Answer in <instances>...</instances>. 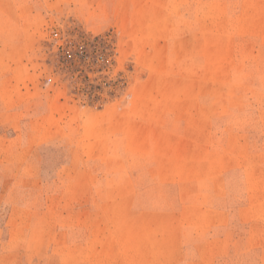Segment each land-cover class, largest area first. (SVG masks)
I'll list each match as a JSON object with an SVG mask.
<instances>
[{
    "label": "rangeland",
    "instance_id": "1",
    "mask_svg": "<svg viewBox=\"0 0 264 264\" xmlns=\"http://www.w3.org/2000/svg\"><path fill=\"white\" fill-rule=\"evenodd\" d=\"M140 157L180 177L173 215L136 213ZM262 160L264 0H0V264H159L170 219L199 264L206 196L260 191ZM227 213L221 240L254 226Z\"/></svg>",
    "mask_w": 264,
    "mask_h": 264
},
{
    "label": "crops",
    "instance_id": "2",
    "mask_svg": "<svg viewBox=\"0 0 264 264\" xmlns=\"http://www.w3.org/2000/svg\"><path fill=\"white\" fill-rule=\"evenodd\" d=\"M167 159V158H166ZM171 160V159H170ZM133 173L131 176V182L133 183V198L134 199H160L154 204L141 205V201H138L135 205L138 209L136 213L142 214V208L151 212L150 210H156L158 214L173 215V199L174 193H180L182 196V190L184 188L182 182H180V177L173 176L168 173L166 168L164 173L160 171L158 174H154L155 168L158 171L159 165L157 160L149 158L140 157L135 160ZM263 161V160H262ZM166 166L172 167V162L166 164ZM237 165H231L229 170L236 169ZM261 183L262 189L260 191L251 192L249 190L238 192L232 190L230 192V202L225 204V201L219 196V192L216 189H212L206 196L209 201L207 206L212 209L210 213L213 215V234L210 239H196L193 240L198 248V251L194 254H189L187 261H195L199 264L201 263H217L220 261H226L227 264H264V214L261 218H252L250 215L256 213V211H262L264 213V207L258 208L252 199H260L262 206H264V161L261 162ZM119 178V177H118ZM118 193L121 192L119 186L117 188ZM202 200L198 201L200 197H195L192 204H203L205 195L202 196ZM164 200V202L162 201ZM194 202V203H193ZM259 204V203H258ZM143 206V207H142ZM182 206V204L180 205ZM261 206V205H260ZM198 207V205H197ZM182 209V208H181ZM27 210V209H25ZM146 212V211H145ZM228 212V213H227ZM180 210H178V214ZM183 213V210L181 211ZM229 215L230 222L232 224H242L246 222H252L254 226L249 225L250 230L245 236H236L229 240H221V217L225 214ZM176 214V213H175ZM164 228L162 230H157L161 237H156V243L153 246L152 252H150V262L159 264H178L184 261V256L181 254V248L188 244L182 243L181 239L176 238L173 241V222L170 221L164 223ZM7 240L6 242H9ZM193 244V245H194ZM189 245H192L189 243ZM230 249L226 252L225 248ZM174 248L175 252L174 253ZM22 253V250L21 252ZM6 255V254H3ZM1 255V256H3ZM188 254H185V257ZM191 257V258H190Z\"/></svg>",
    "mask_w": 264,
    "mask_h": 264
}]
</instances>
